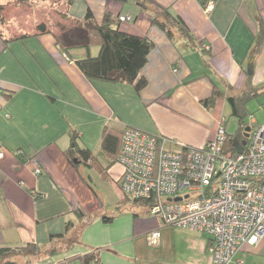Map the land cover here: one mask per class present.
Returning a JSON list of instances; mask_svg holds the SVG:
<instances>
[{"label":"crops","instance_id":"0c3cea01","mask_svg":"<svg viewBox=\"0 0 264 264\" xmlns=\"http://www.w3.org/2000/svg\"><path fill=\"white\" fill-rule=\"evenodd\" d=\"M208 1L0 0L11 10L9 22L0 23V247L39 245L36 256L18 257L22 264H81L77 257L92 252L91 264H216L205 234L163 226L146 205L126 204L122 168L102 148L105 131L124 127L164 137L174 150L180 144L201 148L216 134L226 107L232 115L233 100L240 115L253 98L261 95L264 102V42L251 55L264 25V0H211L207 9ZM142 3L167 8L189 37L169 38ZM87 10L96 24L109 14L113 27L153 42L140 70L142 89L89 80L75 63L85 48L64 51L56 43L58 24L81 21ZM126 14L131 20L117 21ZM40 23L50 31L37 33ZM90 36L99 42L95 30ZM73 132L91 153L75 165L66 155ZM94 179L105 180V193L93 187ZM154 230L160 237L150 245L146 236ZM237 261L264 264V241L242 246L229 264Z\"/></svg>","mask_w":264,"mask_h":264},{"label":"built area","instance_id":"2783aa9c","mask_svg":"<svg viewBox=\"0 0 264 264\" xmlns=\"http://www.w3.org/2000/svg\"><path fill=\"white\" fill-rule=\"evenodd\" d=\"M211 6L209 0L206 8ZM228 135L221 119L205 146L180 144L174 150L164 137L125 127L117 155L122 194L147 201L163 226L205 234L216 264H229L242 246L264 241V124L252 122L242 153L224 149ZM34 172L40 174L41 168ZM159 237L158 230L146 236L150 245Z\"/></svg>","mask_w":264,"mask_h":264},{"label":"trees","instance_id":"16d2710c","mask_svg":"<svg viewBox=\"0 0 264 264\" xmlns=\"http://www.w3.org/2000/svg\"><path fill=\"white\" fill-rule=\"evenodd\" d=\"M72 0H68L70 3ZM145 8L152 10V22L159 27L165 34L172 38L176 33L179 35L188 36L189 30L185 23L176 15L172 14L167 8H162L158 5L148 6L142 3ZM3 11V6L0 5V16ZM62 18L68 20L65 15ZM70 23L66 26L59 24V32L55 34L56 43L64 50L69 51L73 48H85L86 55L75 61L77 67L89 80H103L108 82H125L133 84L134 88L139 91L146 85V80L140 75V70L147 62V55L153 48L154 44L147 37L136 36L122 32L118 27H113L115 20L109 14H105L100 24L94 23L93 15L90 10H87L85 18L79 20H69ZM117 21L118 17H117ZM37 33H44L50 30L46 29L43 23L37 25ZM91 30H95L99 36L98 52L96 55H91L90 49ZM26 35L16 37L21 39ZM8 42V40H5ZM264 42V25L260 22L259 31L255 38V43L251 49V55H255L260 46ZM214 98L203 100L205 106L213 103ZM245 105V100L242 102ZM233 116H237L241 128L233 134H229L224 149H229L231 154L235 153L234 137L239 140L243 138V130L246 126L243 123L244 115H240L238 111V100L232 101ZM249 127V126H248ZM125 128V127H124ZM123 128V130H124ZM122 131L109 132L105 131L102 138V148L105 152L116 159L120 145ZM120 133V134H119ZM76 132L72 133V143L66 151V155L73 165L74 161H86L91 157L88 149L80 147L76 140L78 138ZM125 198L128 199L126 196ZM138 205H147L145 200H130ZM112 217H103V221L109 222ZM162 224V222H161ZM163 225V224H162ZM168 227V226H166ZM68 228V224H67ZM174 228V227H172ZM59 236V235H58ZM61 236V235H60ZM53 237V236H51ZM41 247L35 243H27L23 246H5L0 247V264H17L19 256L34 257L39 254ZM81 264H91L95 262L96 254L94 252L77 257Z\"/></svg>","mask_w":264,"mask_h":264},{"label":"rangeland","instance_id":"374dc122","mask_svg":"<svg viewBox=\"0 0 264 264\" xmlns=\"http://www.w3.org/2000/svg\"><path fill=\"white\" fill-rule=\"evenodd\" d=\"M7 5L3 6V11L1 12V16H0V23H8L9 19L11 18V15L9 14V12L11 11L10 8L8 10ZM59 25V24H58ZM5 26V25H4ZM60 26V25H59ZM6 27V26H5ZM91 41H94L91 49L92 51L97 50L98 45H96V41L95 39H91ZM263 97L258 96L256 98H253L252 100H250L249 102H247V105H245V109L246 111L244 112V117H243V123H245L247 126H251V119L252 117H254L257 121V124H264V102L262 101ZM228 106V105H227ZM229 107V106H228ZM228 107H226V111H224V120L226 121V130L227 133L229 134H233L236 132L237 128H238V118L231 115V111L228 109ZM92 185L95 189H99L101 191H103V193L106 192L108 185L106 184L105 180L103 179H98V180H93ZM126 204L129 205H133L132 201H125ZM116 206H114V211L117 212ZM123 207H121L119 212H122ZM107 215V214H105ZM17 264H22L21 260H18Z\"/></svg>","mask_w":264,"mask_h":264},{"label":"water","instance_id":"95a60500","mask_svg":"<svg viewBox=\"0 0 264 264\" xmlns=\"http://www.w3.org/2000/svg\"><path fill=\"white\" fill-rule=\"evenodd\" d=\"M247 68H248L247 69L248 73H251V70H252L251 59H249ZM248 131H249V127L244 128L243 137H245V138L247 137ZM245 144H246V140L245 139L239 140L237 137H234V147H235V150H236L237 153H242L243 152Z\"/></svg>","mask_w":264,"mask_h":264},{"label":"flooded vegetation","instance_id":"af4514ba","mask_svg":"<svg viewBox=\"0 0 264 264\" xmlns=\"http://www.w3.org/2000/svg\"><path fill=\"white\" fill-rule=\"evenodd\" d=\"M244 139V137L242 138V140Z\"/></svg>","mask_w":264,"mask_h":264}]
</instances>
